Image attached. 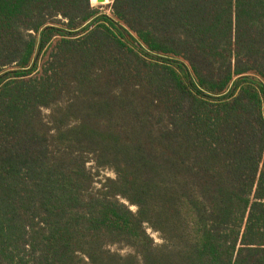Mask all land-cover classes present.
<instances>
[{"label": "trees", "instance_id": "1", "mask_svg": "<svg viewBox=\"0 0 264 264\" xmlns=\"http://www.w3.org/2000/svg\"><path fill=\"white\" fill-rule=\"evenodd\" d=\"M91 1L0 0V264H264V0Z\"/></svg>", "mask_w": 264, "mask_h": 264}, {"label": "rangeland", "instance_id": "2", "mask_svg": "<svg viewBox=\"0 0 264 264\" xmlns=\"http://www.w3.org/2000/svg\"><path fill=\"white\" fill-rule=\"evenodd\" d=\"M113 0H104L102 2H100L99 0H92L91 1V5L93 7H99L101 11H104L106 13H111V9H110V5L112 4ZM44 113L47 114L48 110H44ZM113 176L112 172L106 169H103L100 171V176L98 178H102V176ZM96 185H99V183H97ZM133 209L135 207H132ZM149 232L151 233V235L155 238L156 242H160V238L158 236L157 233L152 232L151 230H149ZM113 249H117L122 253H127L129 250L125 247H121V246H114Z\"/></svg>", "mask_w": 264, "mask_h": 264}, {"label": "water", "instance_id": "3", "mask_svg": "<svg viewBox=\"0 0 264 264\" xmlns=\"http://www.w3.org/2000/svg\"><path fill=\"white\" fill-rule=\"evenodd\" d=\"M100 2L104 1V0H99Z\"/></svg>", "mask_w": 264, "mask_h": 264}]
</instances>
